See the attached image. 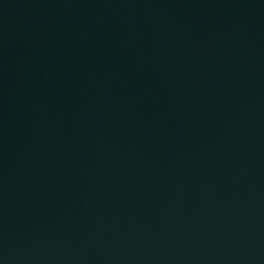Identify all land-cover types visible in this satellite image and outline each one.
Masks as SVG:
<instances>
[{
  "label": "water",
  "instance_id": "1",
  "mask_svg": "<svg viewBox=\"0 0 264 264\" xmlns=\"http://www.w3.org/2000/svg\"><path fill=\"white\" fill-rule=\"evenodd\" d=\"M0 264H264V0H0Z\"/></svg>",
  "mask_w": 264,
  "mask_h": 264
}]
</instances>
